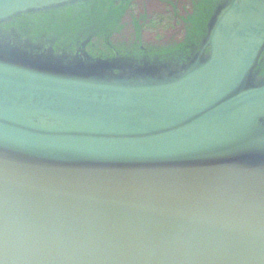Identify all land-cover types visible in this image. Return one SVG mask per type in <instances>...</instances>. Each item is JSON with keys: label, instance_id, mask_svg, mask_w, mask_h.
Returning a JSON list of instances; mask_svg holds the SVG:
<instances>
[{"label": "water", "instance_id": "obj_1", "mask_svg": "<svg viewBox=\"0 0 264 264\" xmlns=\"http://www.w3.org/2000/svg\"><path fill=\"white\" fill-rule=\"evenodd\" d=\"M262 61L264 0H222L185 59L1 34L0 264H264Z\"/></svg>", "mask_w": 264, "mask_h": 264}, {"label": "flooded vegetation", "instance_id": "obj_2", "mask_svg": "<svg viewBox=\"0 0 264 264\" xmlns=\"http://www.w3.org/2000/svg\"><path fill=\"white\" fill-rule=\"evenodd\" d=\"M169 1L85 0L14 17L0 24V35L6 33L20 42L70 57L84 52L93 59L153 60L173 55L185 59L192 50H199L209 19L222 0H200L202 18L191 22V32L182 20L187 17L191 0ZM154 26L165 30L156 37V32L150 31ZM173 28V42L181 38L184 43L181 51L169 54L167 49L173 42L167 35ZM257 76L264 77V61Z\"/></svg>", "mask_w": 264, "mask_h": 264}, {"label": "trees", "instance_id": "obj_3", "mask_svg": "<svg viewBox=\"0 0 264 264\" xmlns=\"http://www.w3.org/2000/svg\"><path fill=\"white\" fill-rule=\"evenodd\" d=\"M186 16L187 17L186 18H182V20L184 22H186V24L188 25V31L191 32V30H192L191 22L197 20L198 17H199L198 20L202 18V10H201V2H200V0H191V6H190V9H189L188 13L186 14ZM153 30L156 32V36L158 37V36L161 35L162 31L165 30V28L159 27V26H154V27L151 28V32H153ZM179 40H178V42H173L171 44V46L169 47V49H167L168 50L167 52L169 54H174L176 51H181L180 48L182 47V45H183L182 43H184V42L181 41V40L179 41ZM125 58H127V57H125ZM128 58L134 59L132 57H128ZM141 59H145V58H140L139 60H141Z\"/></svg>", "mask_w": 264, "mask_h": 264}, {"label": "rangeland", "instance_id": "obj_4", "mask_svg": "<svg viewBox=\"0 0 264 264\" xmlns=\"http://www.w3.org/2000/svg\"><path fill=\"white\" fill-rule=\"evenodd\" d=\"M150 31H151V29H150ZM154 31V30H153ZM174 31H175V29H170L169 31H168V34L169 35H167V37H171L172 36V42H173V40H175V33H174ZM167 32V31H166ZM174 35V36H173ZM147 36V35H146ZM157 37V36H156ZM170 40V39H169Z\"/></svg>", "mask_w": 264, "mask_h": 264}]
</instances>
